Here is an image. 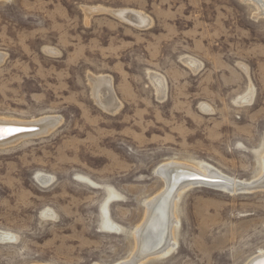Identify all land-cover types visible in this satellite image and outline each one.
<instances>
[{"label":"rangeland","instance_id":"obj_1","mask_svg":"<svg viewBox=\"0 0 264 264\" xmlns=\"http://www.w3.org/2000/svg\"><path fill=\"white\" fill-rule=\"evenodd\" d=\"M254 4L0 0V119H58L0 146V264L128 261L165 187L163 164L263 175L264 12ZM125 10L145 26L117 16ZM95 77L110 80L116 109L95 101ZM190 186L175 199L170 254L140 264H247L264 250V189Z\"/></svg>","mask_w":264,"mask_h":264},{"label":"bare ground","instance_id":"obj_2","mask_svg":"<svg viewBox=\"0 0 264 264\" xmlns=\"http://www.w3.org/2000/svg\"><path fill=\"white\" fill-rule=\"evenodd\" d=\"M252 1L257 5L258 9L261 12L262 11L264 12V5L261 0H252ZM116 14L117 16L119 15V17H121L122 19H125L124 18L125 15L129 14L126 17L129 18V20H131L132 23L140 27L141 26L144 27L145 24L147 23L145 17H143L144 15L142 16L138 13L126 12L125 10V11H119ZM1 60H2V56L0 55V61ZM186 63H188L187 60ZM100 77L99 78L95 77L91 79L92 92L93 95L96 97L95 101L99 100L98 102L104 107V110L110 111L113 110L114 108L116 109V106L118 105L116 104L115 98L111 92L112 86H110V80L104 78L105 76L103 78ZM57 123H58V119L52 117H47L44 119L42 118L41 120L32 121V122H19V121H11L9 119L8 120L0 119V126L3 127L19 129V130L22 129L34 130L31 132L20 133L14 136L6 135L3 138H0V146L11 144L13 142L15 144V142L18 140L27 137L29 138L32 136L34 137L36 135L39 136V134L42 135L41 133L47 134V132L50 131L52 128H54ZM16 132H13L12 134ZM158 173L165 181V185H164L165 187L160 193H158L155 197L149 200L147 204V209L145 211L146 214L144 215L145 217L141 222L142 224L136 228V232L134 236L135 237L134 252L131 258L128 259V261L121 264H140L141 261L149 257L161 256L164 255V253L170 254L171 252L170 250L172 249V246L175 243V239L173 237V226L177 222L176 215L174 214L175 199L177 198L180 191H182L184 188L193 184L195 185V183H198L197 181L195 182L192 181L193 179L199 177L202 178L203 180L214 182L212 186L223 188L227 191H231L232 193L233 192L235 193L236 191L238 192V191H246L252 189L253 190L264 189V158H263V175L260 178H258V180L256 179L251 182L240 181L229 178L223 174H220L216 170L212 169V167L211 168L207 167V165L196 168V167H191L177 163H167L161 165L158 168ZM47 180L48 179H45L46 182ZM40 181L42 183H45L44 180H40ZM105 220H106V227L109 230L115 229V226L109 222L107 216L105 217ZM8 238H9L8 234L0 232V240H5ZM247 264H264V250H261L256 256L251 258Z\"/></svg>","mask_w":264,"mask_h":264},{"label":"water","instance_id":"obj_3","mask_svg":"<svg viewBox=\"0 0 264 264\" xmlns=\"http://www.w3.org/2000/svg\"><path fill=\"white\" fill-rule=\"evenodd\" d=\"M31 131H34V130H30V129H22V130H19L18 132L14 133V134H11V136H14V135H17V134H20V133H26V132H31ZM10 137V136H9ZM188 180V179H187ZM192 181H197L198 183H202V184H208V185H212L214 184V182H210L208 180H203L202 178H195L193 179Z\"/></svg>","mask_w":264,"mask_h":264},{"label":"snow or ice","instance_id":"obj_4","mask_svg":"<svg viewBox=\"0 0 264 264\" xmlns=\"http://www.w3.org/2000/svg\"><path fill=\"white\" fill-rule=\"evenodd\" d=\"M19 131V129H12L0 126V138H3L6 135H11L13 132Z\"/></svg>","mask_w":264,"mask_h":264}]
</instances>
